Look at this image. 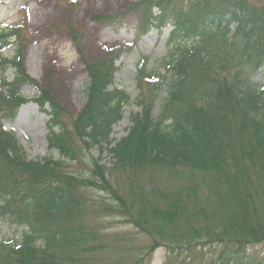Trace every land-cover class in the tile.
<instances>
[{"label":"trees","instance_id":"1","mask_svg":"<svg viewBox=\"0 0 264 264\" xmlns=\"http://www.w3.org/2000/svg\"><path fill=\"white\" fill-rule=\"evenodd\" d=\"M134 8L142 11L144 32L156 24L154 10L167 12L173 22L161 60L166 74L152 77L147 58L134 69L135 105L142 114L131 115L125 137L109 140L130 103L129 95L110 89L115 52L85 60L87 103L70 125L59 102L46 90L38 93L36 101L50 110L46 143L57 160H27L0 126V218L26 229L18 239L0 242V264H147L160 246L164 264H264V251L251 250L264 246V88L249 79L264 67V5L140 0ZM10 36L0 35V44ZM18 59L0 66V75L5 67L16 71L0 92L3 117L21 102L18 86L30 82L18 75ZM218 67L234 68L238 79L228 75L218 83L210 78ZM157 84L165 86L166 97L152 117ZM73 132L80 147H110L112 168L92 161L88 175L78 172ZM91 190L111 202L92 221L87 217L95 206L86 196ZM104 216L132 227L142 251L127 248L115 261L104 258ZM38 240L42 246L36 248Z\"/></svg>","mask_w":264,"mask_h":264},{"label":"rangeland","instance_id":"2","mask_svg":"<svg viewBox=\"0 0 264 264\" xmlns=\"http://www.w3.org/2000/svg\"><path fill=\"white\" fill-rule=\"evenodd\" d=\"M138 1L140 0H0V35H11L8 40L1 39L0 66L6 65L2 63L3 60L18 57L21 67L18 75L30 81L18 86V99L21 102L12 111V116L3 117L4 112L0 111V126L13 137L27 160L35 161L45 157L57 160L59 157L57 152L48 151L46 143L50 110L47 106H41L36 98L38 93L43 95L45 90L48 91L64 109L63 120L70 125L69 118L80 113L87 103L88 75L85 60L90 62V59L115 52L116 72L110 89L121 90L130 97V103L123 108L121 121L111 127L109 140L113 143L120 141L131 129V115L142 114L135 105L139 90L134 83V69L147 58V70L152 73V77L157 78L155 73L161 76L166 74L161 60L169 51L168 34L173 19L167 12L154 10L152 18L156 24L152 30L149 28L148 32H144V29H139L142 11L134 8ZM248 1L264 5V0ZM98 16H108L112 21L104 25L99 22ZM5 69L0 75L1 93L3 84L14 81L16 73L11 67ZM217 70L211 72L210 78H215L218 83L235 73L234 68L218 67ZM145 79L150 82L153 80ZM237 79L235 74L234 80ZM249 79L251 83L264 88V67L252 73ZM159 84L155 87L158 91L157 94L154 93L156 98L151 106L152 117L159 115L166 97L165 86ZM73 136L75 138L74 132ZM75 142L78 147V172L81 170L87 174L92 168V161H97L108 169L112 168L114 160L108 151L110 147L103 145L98 150L90 145L80 147L76 138ZM159 174L147 173L146 177ZM122 179L123 176L116 175L117 182ZM140 179H143L141 175ZM86 196L95 206V211L87 217L90 221L98 218L94 212H102L108 207L104 205L111 204L109 195L96 190L87 192ZM101 221L109 235V246L102 255L104 258L115 261V255L127 248H131L134 253L142 251L137 249L141 247V237L132 227L124 224L121 218L104 216ZM25 230L0 218V242L16 240ZM115 234L121 237H112ZM41 246L42 242L38 240L35 247ZM251 250L258 255L264 251V246ZM149 259L147 264H164L167 259L165 248L160 246Z\"/></svg>","mask_w":264,"mask_h":264}]
</instances>
